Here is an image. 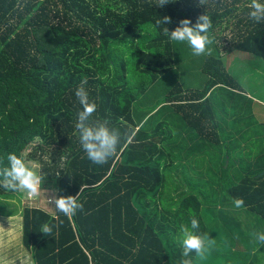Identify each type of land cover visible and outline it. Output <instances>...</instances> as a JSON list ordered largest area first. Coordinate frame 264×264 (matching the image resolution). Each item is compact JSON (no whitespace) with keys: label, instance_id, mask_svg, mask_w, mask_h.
Segmentation results:
<instances>
[{"label":"trees","instance_id":"1","mask_svg":"<svg viewBox=\"0 0 264 264\" xmlns=\"http://www.w3.org/2000/svg\"><path fill=\"white\" fill-rule=\"evenodd\" d=\"M158 2L0 0V167L9 153L38 159L54 194L53 213L22 211V246L34 264H180L179 227L195 216L206 233V211L225 234L212 237L220 246L216 264H264V244L251 235L264 232V126L243 156L230 131L236 119L218 116L214 103L218 92L232 106L251 107L235 94L222 55L264 60V22L249 17L250 0ZM206 14L210 55L194 58L186 42L155 25L167 16L173 31ZM188 62L198 74L186 75ZM85 78L96 104L92 121L110 119L123 137L103 165L88 159L75 127V92ZM162 86V102L135 122V103ZM249 124L256 127L254 119ZM201 191L222 199L203 212ZM19 192L0 188V196ZM59 196H77L83 210L59 212ZM235 198L244 205L236 207ZM46 222L55 226L52 236L40 232Z\"/></svg>","mask_w":264,"mask_h":264},{"label":"rangeland","instance_id":"2","mask_svg":"<svg viewBox=\"0 0 264 264\" xmlns=\"http://www.w3.org/2000/svg\"><path fill=\"white\" fill-rule=\"evenodd\" d=\"M209 48L212 53V45H209ZM188 58L189 60H193L192 55H189ZM222 59L227 71L232 75L236 84H238V90L234 91L235 94H240L245 100L247 98L252 101L251 107L244 106L241 109V107L232 106L233 100L227 101V97L220 96L218 92L214 98L218 116L224 113L225 118L227 116V118L232 120L236 119V125L230 131L236 139H239L238 141L243 153L241 155L244 156L246 150L249 153L254 151L256 145H253L252 142L255 144L257 142V140L253 139L257 136L256 130L261 125L264 126V60L252 53L240 51L224 53ZM178 60L181 61L182 58H178ZM184 69L186 70V75H192L194 72L196 75L201 68H198V64L196 63L193 65L191 62H188L184 66ZM162 92H164L163 86L151 92L148 98H145L142 102L138 100L135 103L132 110L135 122L142 118V114L151 111L162 102ZM156 118L155 116L152 122H155ZM250 119H254L256 127L249 124ZM226 136L227 134L224 135V137ZM224 137L222 141H224ZM244 141H246L248 147H245ZM257 143L259 144V142ZM217 150L218 152L220 151L219 149ZM25 162L30 163V166L41 176L42 165L38 159L28 158ZM174 179L175 177L171 176L169 184ZM53 197L54 194L51 191L50 181L46 178H42L38 194L35 196L30 197L24 191H20L18 194L13 195V197H8L7 194L6 196H0V264H34L29 252L22 246V211L26 207H38L47 210L49 213H53L52 205H50L53 202ZM220 199H222L221 195L215 196L211 192L201 191L200 200L203 203V212H205V207L208 209L209 205L217 204ZM205 216H203L204 223L209 238L224 236V230L218 227L220 222L212 215L211 211H206ZM219 248L220 246L215 242V246L204 257H200V261L206 264H216L215 250Z\"/></svg>","mask_w":264,"mask_h":264},{"label":"clouds","instance_id":"3","mask_svg":"<svg viewBox=\"0 0 264 264\" xmlns=\"http://www.w3.org/2000/svg\"><path fill=\"white\" fill-rule=\"evenodd\" d=\"M168 3L170 0H159L157 6L162 8ZM200 3L203 4V0H200ZM248 7L250 9L249 17L253 21L264 22V3L261 0H250ZM171 22V18L165 16L156 19L155 25L162 27L163 34L171 41L186 42L191 47L193 55L211 54L209 45L213 40L209 33L213 25L208 14L199 16L195 24L189 19L181 20L175 30L169 31L165 25ZM86 84L87 79H82L75 92L81 105V110L76 113L75 127L79 132L80 143L88 159L95 164L103 165L116 154L117 147L123 137L120 129L112 126L110 119L92 121L96 104L94 101H90ZM7 160L8 165L0 167V188L8 191H24L30 197L37 195L42 178L30 166V163H26L22 156L15 153H9ZM76 197L59 196L54 198L55 208L65 215H74L78 210L82 211L83 204L79 203ZM233 203L239 208L244 205V200L235 198ZM53 227L55 226L47 222L43 223L40 226V232L52 236ZM199 228L200 222L195 216L191 218L190 226L185 224L179 227L178 241L182 248L180 264H193L192 253H195L197 257H204L215 246V240L210 239L208 233L199 232ZM251 235L255 242L264 244V232L254 231Z\"/></svg>","mask_w":264,"mask_h":264}]
</instances>
